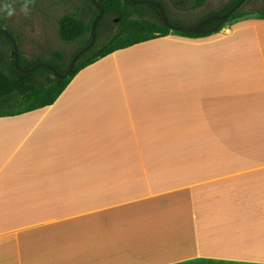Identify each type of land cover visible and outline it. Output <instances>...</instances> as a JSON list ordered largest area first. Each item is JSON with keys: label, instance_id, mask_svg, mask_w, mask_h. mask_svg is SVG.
Segmentation results:
<instances>
[{"label": "crops", "instance_id": "1", "mask_svg": "<svg viewBox=\"0 0 264 264\" xmlns=\"http://www.w3.org/2000/svg\"><path fill=\"white\" fill-rule=\"evenodd\" d=\"M231 27L0 118V264H264V17Z\"/></svg>", "mask_w": 264, "mask_h": 264}, {"label": "trees", "instance_id": "2", "mask_svg": "<svg viewBox=\"0 0 264 264\" xmlns=\"http://www.w3.org/2000/svg\"><path fill=\"white\" fill-rule=\"evenodd\" d=\"M70 3L67 9L56 22V35L63 46H75L69 56L63 47L49 50L46 54L36 58L27 59L23 56L18 46V60L21 69H28L34 64L46 63L53 67L59 74L65 73L69 62L76 52L86 47L91 38V25L99 13H103L95 28V42L93 46L79 56L72 72L65 78L53 77L50 70L39 67L28 73L18 72L13 64V57L0 52V118L16 117L23 114L39 111L51 106L65 90L75 75L85 67L94 64L117 51L130 48L147 41L166 37L170 34L184 39H205L219 33L228 23L248 15L242 8L249 0L244 2L231 14L222 20L206 22L198 30L193 32H176L168 29L158 14L157 9L149 4H132L129 0H95V6L91 0H67ZM160 4L167 16L168 22L178 26L168 16L165 6L157 0H150ZM174 2L175 0H169ZM207 0H178V5L185 9L188 5L192 11L202 8ZM239 0H232L218 13L208 12L199 17L193 27L204 18L211 15H223L231 9ZM264 17V12H260ZM7 16V15H5ZM2 26L16 41V36L10 28L3 23ZM2 38L12 50L6 36L0 31Z\"/></svg>", "mask_w": 264, "mask_h": 264}, {"label": "rangeland", "instance_id": "3", "mask_svg": "<svg viewBox=\"0 0 264 264\" xmlns=\"http://www.w3.org/2000/svg\"><path fill=\"white\" fill-rule=\"evenodd\" d=\"M162 3L171 20L176 21L178 26L186 27L193 24L195 20L208 12L218 13L232 0H207L205 5L192 11L190 5L185 9L178 5V0H157ZM5 0H0L3 4ZM22 0H15L14 7L17 13L11 17L0 14L3 23L7 25L16 36V41L23 56L27 59L36 58L38 55L46 54L47 51L63 47L67 56L75 49V46H63L56 35V22L67 9L70 3L67 0H35L34 6L28 15L20 13ZM248 15L240 20L228 23L222 30V34L229 35L234 23L249 18H261L260 12H264V0H249L242 8ZM178 37L176 35H173ZM250 38V37H249ZM0 52L7 56L12 55V50L7 43L0 38ZM44 56V55H43Z\"/></svg>", "mask_w": 264, "mask_h": 264}, {"label": "water", "instance_id": "4", "mask_svg": "<svg viewBox=\"0 0 264 264\" xmlns=\"http://www.w3.org/2000/svg\"><path fill=\"white\" fill-rule=\"evenodd\" d=\"M92 3L97 6V3L95 0H91ZM130 3L136 5V4H149V5H152L154 6L157 11H158V14L162 20V23L170 30L172 31H176V32H181V33H184V32H193V31H196L198 30L201 26H203L206 22H209V21H212V20H222L224 19L225 17H227L229 14H231L232 12H234L243 2L244 0H239L231 9H229L225 14L223 15H211V16H208L206 18H204L203 20H201L200 22H198L195 26L193 27H181V26H175V25H172L168 22V19H167V16L162 8V6L154 1H150V0H129ZM102 9L99 8V13L97 14V16L94 18L93 22H92V25H91V30H90V33H91V38H90V42L89 44L82 48L81 50H79L78 52H76L74 54V56L72 57L71 61L69 62V66H68V69L65 71V73L63 74H59L53 67H51L50 65L46 64V63H38V64H34L32 67L28 68V69H21L19 67V60H18V46H17V43L15 42V40L10 36V34L2 27L0 26V31L6 36V38L9 40L10 44H11V47H12V57H13V64H14V67L15 69L20 72V73H28L30 71H33L39 67H42V68H46L48 70H50L53 74V77H56V78H65L66 76H68L72 70H73V67L75 65V62L77 60V58L79 56H81L83 53H85L87 50H89L94 42H95V37H96V34H95V28H96V24L97 22L100 20L101 16H102Z\"/></svg>", "mask_w": 264, "mask_h": 264}, {"label": "clouds", "instance_id": "5", "mask_svg": "<svg viewBox=\"0 0 264 264\" xmlns=\"http://www.w3.org/2000/svg\"><path fill=\"white\" fill-rule=\"evenodd\" d=\"M15 0H5L3 4H0V14H6L11 17L17 13L16 8L13 6ZM35 0H22L20 5V13L28 15L31 12L32 6H34Z\"/></svg>", "mask_w": 264, "mask_h": 264}]
</instances>
